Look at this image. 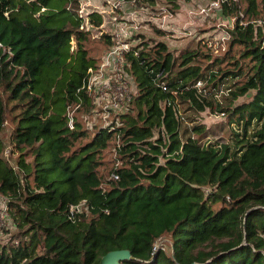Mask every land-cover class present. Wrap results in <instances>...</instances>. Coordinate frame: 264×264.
Segmentation results:
<instances>
[{"label":"trees","instance_id":"1","mask_svg":"<svg viewBox=\"0 0 264 264\" xmlns=\"http://www.w3.org/2000/svg\"><path fill=\"white\" fill-rule=\"evenodd\" d=\"M238 1L242 17L222 8L223 50L134 36L132 101L118 125L89 133L75 117L69 128L68 110L91 109L84 86L99 62L81 27L108 50L104 14L81 17L80 0H0V132L6 104L18 111L9 158L0 139V195L20 231L0 264H98L117 250L130 251L124 264H264V0ZM184 111L224 117L230 142L183 130ZM164 237L169 253L154 251Z\"/></svg>","mask_w":264,"mask_h":264},{"label":"rangeland","instance_id":"2","mask_svg":"<svg viewBox=\"0 0 264 264\" xmlns=\"http://www.w3.org/2000/svg\"><path fill=\"white\" fill-rule=\"evenodd\" d=\"M86 1L85 7L87 8L83 13L88 14L91 11H102L104 14V29H109L112 23L111 18L113 17L112 14L109 13L108 6L106 3H103V0H82ZM169 1V0H167ZM105 2V1H104ZM160 3L157 4L159 10L157 11H148V8H144L143 6L139 5L136 9L132 10H125L120 12L122 22L129 23V17L132 12H136V21L134 22L140 25L141 30L144 32L146 36V32L148 29H158L157 27H162L164 31H170L174 34L172 37H176L177 41L180 42L186 39H193V41L197 44L202 40L207 39V44L211 43L216 46L215 43H223L225 45V30L229 29L232 20L230 18H226L223 16V12L221 11H210L207 15H199L198 11L202 8H205L209 4V0H180V4H177L176 7L179 8L180 5L181 9L177 14H172L170 11H175L173 5L169 4V9L163 4L162 0L159 1ZM239 6L241 7L240 3ZM163 9L164 13L160 10ZM200 34L198 30H203ZM92 36L89 37V41L86 44V47L89 51V55L96 59L98 62L101 61V58L106 51V45L103 41V37L100 36L96 29L92 28L91 31ZM206 34V35H204ZM202 35V36H201ZM147 37V36H146ZM204 37L203 39L199 40L200 38ZM223 41V42H222ZM131 42V40H130ZM195 43L192 44L195 46ZM133 44V43H132ZM190 44L188 47H192ZM222 45V44H221ZM75 47V44L73 48ZM219 51H215L217 53ZM106 80H102L105 82ZM130 91L134 94V84L132 80H129ZM6 95L3 94V100L5 101ZM14 103L6 104V115H5V122L3 125V129L0 132V139L5 145L6 152L5 157L9 158V152L11 150V133L15 127L14 117L17 115L18 111L13 109L10 110ZM74 112L71 110L70 114L73 116L74 121H78L84 129H86L89 133L93 131H97L100 127H106V125H113L116 123L118 125L119 118L118 115H121L116 112H105L102 109L101 105L95 104L91 105V109H80ZM123 114V113H122ZM183 121L182 122V129L189 130L191 126L195 124L203 125L206 130L209 131V141L215 142L218 141L219 143H229L230 140V130L227 125H225V119L222 116H216L214 114H210L209 112H203L199 115L192 114L190 112L184 111L182 112ZM17 157V154L14 153L12 159L14 160ZM31 158H28L30 160ZM113 159H115V155H112L109 150L105 151L104 160L106 163L109 164ZM105 167V168H104ZM102 169L103 173H105V169L107 164H105ZM108 177H106V180ZM3 200L6 202L8 206V200L5 199L3 196L0 195V212L1 207L3 205ZM20 236V231L12 225L10 214L8 220L2 224L0 222V249L4 246H11L15 243L17 238ZM157 247H162L166 253L170 251V243L169 238L164 237L161 241L156 243Z\"/></svg>","mask_w":264,"mask_h":264},{"label":"built area","instance_id":"3","mask_svg":"<svg viewBox=\"0 0 264 264\" xmlns=\"http://www.w3.org/2000/svg\"><path fill=\"white\" fill-rule=\"evenodd\" d=\"M80 1V16L86 17L89 14L83 13L87 9L85 7L86 1ZM141 2L142 0H103V3L107 4L109 13L112 14L113 17L111 18L112 23L110 28L106 30L104 29V27H102V31L106 30L108 32L111 37L110 39L112 45L108 50L104 52L101 61L98 63V66L95 69L88 70V79L86 85L84 86V89L85 94L90 101V104L101 105L102 109L107 113L111 111L119 114L124 113L133 98V94L130 91L129 85L130 78L126 75L124 67L126 65V54L129 52L131 46L133 45L132 38L139 32L140 25L134 22V12L130 14L129 23L122 22L120 12L127 9L133 11L139 6ZM223 6H226L229 10L232 11L237 10V14L242 17V10L239 6L238 0H209L208 6L200 9L198 11V14L207 15L210 11H221ZM92 28L95 29L89 24L88 20L85 19L81 29L85 31H92ZM203 38L204 37L200 38L199 40ZM205 41L207 42V39H205ZM207 45L208 47H214V45L211 43H208ZM215 45V47L220 46L222 50L224 49L223 43L217 42L215 43ZM0 49L4 51L1 44ZM102 80L106 81L102 82ZM197 86H200V84H198ZM68 115V126L70 129H73V118L71 117L69 110ZM108 126L109 125H106V127L103 128H107ZM110 178L113 180H117L118 176L116 174H112ZM84 209V203L72 206L69 210L68 218L70 220H73L75 215L82 213ZM8 217L9 210L6 202L3 200V205L0 212V222L4 224L8 220ZM159 248L163 250L161 246L157 247L155 244L154 251L158 250Z\"/></svg>","mask_w":264,"mask_h":264},{"label":"crops","instance_id":"4","mask_svg":"<svg viewBox=\"0 0 264 264\" xmlns=\"http://www.w3.org/2000/svg\"><path fill=\"white\" fill-rule=\"evenodd\" d=\"M160 0H144L143 3L141 4V6H143L144 8H148L147 10L149 11H157L159 10L158 7H157V4L160 3L159 2ZM162 2H164L163 4H165V6L167 7V9L170 11L169 9V2H167V0H162ZM177 4H180V0H176ZM181 6H179V8H176L175 9V13L170 11L172 14H177L179 12V10L181 9ZM163 13V9H160ZM102 14L103 12L100 11ZM136 15V12L134 13ZM135 21H136V17H134ZM104 27V25H103ZM158 29H148L146 32V36L144 35V32L141 30H139V32L137 33L138 36L139 35H144L146 39H149V40H154V41H158V42H163L164 44L167 45L168 49L170 51H177V53L181 50H184V49H195L197 48V44L193 41V39H186V40H182L180 42L177 41V38L176 37H172V35L174 34L173 32H170V31H164V29L162 27H157ZM203 30H205L203 28ZM202 36V35H201ZM195 43V46H193L192 44ZM192 45V47H188L189 45Z\"/></svg>","mask_w":264,"mask_h":264},{"label":"water","instance_id":"5","mask_svg":"<svg viewBox=\"0 0 264 264\" xmlns=\"http://www.w3.org/2000/svg\"><path fill=\"white\" fill-rule=\"evenodd\" d=\"M130 260H132L130 251L117 250L105 254L103 257H101L98 264H124Z\"/></svg>","mask_w":264,"mask_h":264}]
</instances>
